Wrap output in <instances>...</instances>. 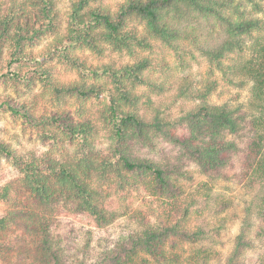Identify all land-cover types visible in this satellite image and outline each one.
<instances>
[{
	"label": "clouds",
	"instance_id": "obj_1",
	"mask_svg": "<svg viewBox=\"0 0 264 264\" xmlns=\"http://www.w3.org/2000/svg\"><path fill=\"white\" fill-rule=\"evenodd\" d=\"M0 264H264V0H0Z\"/></svg>",
	"mask_w": 264,
	"mask_h": 264
}]
</instances>
